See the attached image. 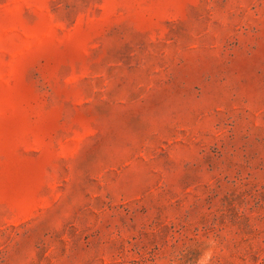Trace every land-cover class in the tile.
I'll use <instances>...</instances> for the list:
<instances>
[{"label":"rangeland","instance_id":"1","mask_svg":"<svg viewBox=\"0 0 264 264\" xmlns=\"http://www.w3.org/2000/svg\"><path fill=\"white\" fill-rule=\"evenodd\" d=\"M0 264H264V0H0Z\"/></svg>","mask_w":264,"mask_h":264}]
</instances>
